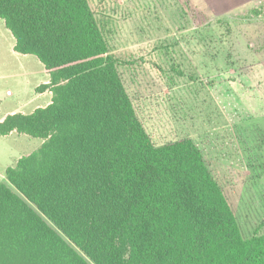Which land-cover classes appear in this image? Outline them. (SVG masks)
I'll return each instance as SVG.
<instances>
[{
    "label": "trees",
    "instance_id": "1",
    "mask_svg": "<svg viewBox=\"0 0 264 264\" xmlns=\"http://www.w3.org/2000/svg\"><path fill=\"white\" fill-rule=\"evenodd\" d=\"M0 20L53 93L0 122L44 140L0 183V264H264L197 143L152 141L88 0H0Z\"/></svg>",
    "mask_w": 264,
    "mask_h": 264
},
{
    "label": "rangeland",
    "instance_id": "2",
    "mask_svg": "<svg viewBox=\"0 0 264 264\" xmlns=\"http://www.w3.org/2000/svg\"><path fill=\"white\" fill-rule=\"evenodd\" d=\"M88 2L152 141L192 138L243 236L264 235V0ZM5 32L0 20V122L53 100L42 63ZM43 142L0 136V183Z\"/></svg>",
    "mask_w": 264,
    "mask_h": 264
},
{
    "label": "crops",
    "instance_id": "3",
    "mask_svg": "<svg viewBox=\"0 0 264 264\" xmlns=\"http://www.w3.org/2000/svg\"><path fill=\"white\" fill-rule=\"evenodd\" d=\"M2 21V20H1ZM2 22H4V21H2ZM5 24V23H4ZM6 27V26H5ZM7 35H9V33H10V35H11V37H12V40L14 41L13 42V50L15 51V39H14V37H13V35L11 34V32L6 28V32H5ZM16 52V51H15ZM4 121V120H3ZM2 122V121H1ZM14 134V133H13ZM13 134H11V135H13ZM1 136V135H0ZM7 137H9V136H7Z\"/></svg>",
    "mask_w": 264,
    "mask_h": 264
}]
</instances>
